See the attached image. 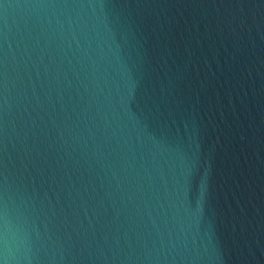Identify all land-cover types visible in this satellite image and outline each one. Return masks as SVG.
<instances>
[{"label": "water", "instance_id": "1", "mask_svg": "<svg viewBox=\"0 0 264 264\" xmlns=\"http://www.w3.org/2000/svg\"><path fill=\"white\" fill-rule=\"evenodd\" d=\"M0 264H264V0H0Z\"/></svg>", "mask_w": 264, "mask_h": 264}]
</instances>
